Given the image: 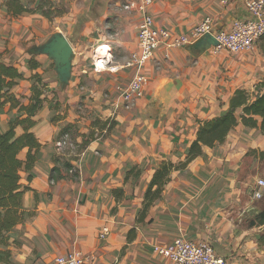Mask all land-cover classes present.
<instances>
[{
  "label": "crops",
  "instance_id": "0c3cea01",
  "mask_svg": "<svg viewBox=\"0 0 264 264\" xmlns=\"http://www.w3.org/2000/svg\"><path fill=\"white\" fill-rule=\"evenodd\" d=\"M22 1L34 10L15 14L8 0H0V61L23 74L13 91L26 95V103L36 86L42 87L36 71L48 97L35 116L33 131L42 145L33 178L22 169L31 188L24 197L25 220L10 232L18 243L10 246L12 264H58L59 255L75 249L92 254L90 264H171L154 245L177 237L212 242L227 264H264V247L254 236L264 224L247 225L244 216L249 210L255 218L264 209L259 127L240 124L224 143L173 170L161 197L141 217L155 171L164 160L186 159L198 119L225 113L237 88L253 96L264 89V36L242 52L199 51L190 46L194 41L170 49L162 45L143 67L149 76L145 94L125 102L120 88L136 70L125 64L138 48L142 17L136 5L125 6L134 0H48L43 8H37L42 0ZM44 9L54 10L52 19ZM148 11L157 26L174 35H191L207 15L215 31L250 17L246 0H155ZM57 30L76 52L64 88L53 60L29 51ZM100 45L111 50L117 70L96 68L93 55ZM32 57L40 62L36 69ZM21 114L10 104L0 108V131ZM55 155L65 174L57 180L50 178ZM246 175L255 180L248 188L256 184L263 193L258 204L242 202ZM105 226L110 232L102 237Z\"/></svg>",
  "mask_w": 264,
  "mask_h": 264
},
{
  "label": "trees",
  "instance_id": "16d2710c",
  "mask_svg": "<svg viewBox=\"0 0 264 264\" xmlns=\"http://www.w3.org/2000/svg\"><path fill=\"white\" fill-rule=\"evenodd\" d=\"M47 3L48 0H42L37 8H43ZM7 4L9 10L15 14L34 10L33 7L25 5L22 0H8ZM52 13L51 9H44V14L50 19L53 17ZM30 63L33 69L40 65L35 57L31 58ZM40 74L36 71L34 76L40 81L42 87L37 85L30 97V102L26 103V95L17 96L13 91L18 78H22L23 74L18 66L0 61V108L10 104L11 108L18 107L22 112L10 122L8 130L0 131V264H12L10 246L16 247L18 243L11 241L10 232L25 220L24 197L25 192L31 188L29 184L23 182L22 169L24 167L31 171L28 176L31 180L32 168L42 145L33 131V127L37 124L35 116L48 97L43 85L46 83ZM262 90L253 96L246 88H237L230 98L229 109L225 113L198 119L197 135L191 142L186 159L178 163L164 160L155 171L145 193V205L141 217L146 215L152 203L161 197L173 170L188 166L206 148H213L225 142L230 132L240 124L259 127L264 133V89ZM19 128L22 130L19 131ZM261 158L264 159V151H261ZM54 160L56 164L53 166L50 178L57 180L65 174H61L59 158L56 155ZM64 165L67 170L74 168L71 161L64 162ZM76 174L77 172L74 171V175ZM253 222L264 224V209L258 213L257 219Z\"/></svg>",
  "mask_w": 264,
  "mask_h": 264
},
{
  "label": "built area",
  "instance_id": "2783aa9c",
  "mask_svg": "<svg viewBox=\"0 0 264 264\" xmlns=\"http://www.w3.org/2000/svg\"><path fill=\"white\" fill-rule=\"evenodd\" d=\"M154 1L134 0L133 3L125 5L129 7L134 4L142 12L138 30L139 45L132 53L131 59L125 64L135 66L136 70L128 84L120 88V97L125 102L145 94L149 76L143 67L150 59L154 58L156 51L162 45L168 49L181 47L197 40L207 32H212L219 41L218 45L212 46L216 52L222 49L242 52L253 50L258 40L264 35V0H246L250 17L234 19L231 27L227 30L215 31L213 17L207 15L196 25L191 35H174L168 28L157 26L154 16L148 11ZM101 46L97 47L93 55L96 68L117 70L119 64L112 62L111 50L107 54L101 53ZM258 184L264 186V178H260ZM254 196L260 198L263 193L260 189H255ZM109 232L110 228L105 226L101 236L105 237ZM153 251L169 258L171 264L228 263L227 259L218 254L213 243L208 240L177 237L170 242L154 245ZM93 260L92 254H87L79 249L56 258L58 264H90Z\"/></svg>",
  "mask_w": 264,
  "mask_h": 264
},
{
  "label": "water",
  "instance_id": "95a60500",
  "mask_svg": "<svg viewBox=\"0 0 264 264\" xmlns=\"http://www.w3.org/2000/svg\"><path fill=\"white\" fill-rule=\"evenodd\" d=\"M218 44L219 41L215 34L207 32L191 43L190 46L199 51H205L213 45ZM29 51L36 55L45 54L52 59L62 87L64 88L69 84L73 74L76 52L71 41L63 31L57 30L53 32L47 40L34 44Z\"/></svg>",
  "mask_w": 264,
  "mask_h": 264
},
{
  "label": "rangeland",
  "instance_id": "374dc122",
  "mask_svg": "<svg viewBox=\"0 0 264 264\" xmlns=\"http://www.w3.org/2000/svg\"><path fill=\"white\" fill-rule=\"evenodd\" d=\"M52 11H54V10H52ZM37 44H39V43H37ZM227 140V139H226ZM224 143V142H223ZM258 151H251V153H250V155L251 156H253L254 154L255 155H258ZM259 154H261V152L259 153ZM259 166V168L261 169L262 167H263V165H261V163L258 165ZM248 173L247 174H250L249 172H250V170H248L247 171ZM256 172V167H254L253 169H252V173H255ZM261 172V171H260ZM252 180V181H251ZM254 179H250V177H249V175H246L245 176V184L242 186V195H241V198H242V202H246L245 201V198L247 199V200H249L250 202H252L253 204H258V202H259V200H260V198H258V197H255L254 196V189H255V187H256V184L254 185L255 187L252 189H249L248 187V185H250V183H252V184H254ZM251 184V185H252ZM238 193V192H237ZM249 201H247L248 202V204H249ZM241 202V203H242ZM248 204H247V207H248ZM245 212V211H244ZM250 212V213H249ZM258 215V214H257ZM257 215H256V217L254 218V216H253V213H251V211H249V210H247L246 212H245V214H244V216H245V220H246V224L247 225H252V224H258V223H254L253 221L254 220H256L257 219ZM255 237H257L258 238V240L260 241V244H261V247H264V228H262L261 230H259V231H257L256 233H255V235H254Z\"/></svg>",
  "mask_w": 264,
  "mask_h": 264
},
{
  "label": "bare ground",
  "instance_id": "6f19581e",
  "mask_svg": "<svg viewBox=\"0 0 264 264\" xmlns=\"http://www.w3.org/2000/svg\"><path fill=\"white\" fill-rule=\"evenodd\" d=\"M108 51H109V49H108L107 47H101V48H100V52H101V53H105V54H107V53H109Z\"/></svg>",
  "mask_w": 264,
  "mask_h": 264
}]
</instances>
